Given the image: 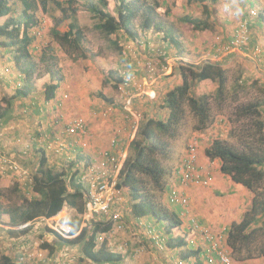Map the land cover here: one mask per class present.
<instances>
[{
	"label": "rangeland",
	"instance_id": "1",
	"mask_svg": "<svg viewBox=\"0 0 264 264\" xmlns=\"http://www.w3.org/2000/svg\"><path fill=\"white\" fill-rule=\"evenodd\" d=\"M58 1L64 3V6L67 7L66 1L68 0ZM94 1L96 2L97 0ZM107 1L108 10L112 14H115L116 1ZM132 1L133 0H126L125 2L131 4ZM159 1L163 3V7L160 8L158 12L159 28H151L144 31L143 26L141 25V18L138 15L135 18L132 27L133 32L137 35L135 39L128 35L124 30L117 34L119 45L121 47V50L119 51L111 44V41L116 38L115 36L108 38L96 29L95 25L98 20L86 8V0H75L73 9L77 12L74 13L75 15L68 13V19L76 20L79 27L84 30L86 37L85 48L88 51L87 59H82L80 55L73 57V55L63 50L53 40L51 30L62 20L61 12L54 10L56 12L54 14L55 18H52L50 14L42 12L38 6L35 8V11H37L36 15L39 24L31 31L32 36L34 37V42L31 48L32 57L16 63L13 56L4 53V48L0 47V75L5 73L6 76L10 78V89L11 92H13L16 87L21 89L24 86L26 73L29 68L31 69L32 76L29 78L30 80L26 82V85L30 87L32 92L28 97L19 98L15 101L16 103L20 101L29 102L33 95L36 102H33L34 104L30 102L29 109H19L15 118L21 119L22 124L27 122V124L32 125L34 121L42 119L41 115H43L45 111H40L41 107H46L44 109H50L49 113L45 114V119L43 120L44 128L42 127L43 130L39 132V135L41 136L39 137L38 135L37 137L38 140L44 139V142H48V145L54 143V140L57 141V138H59V140L64 138L68 122L73 121L76 118H81L83 121H86L87 119V126L94 127L98 122L96 121L97 123H94L92 121L98 119V121L101 122L102 117L106 118L108 113L112 114L114 108H120V104L124 107L130 100L132 112H134L135 115H139L141 118L138 128L139 131L141 125L148 119L165 117L166 111L161 110V104L163 103L166 91L177 86L178 83H182L180 75L178 73L177 75H174L170 70V72L168 71L167 73L160 72L158 69L149 72V63L156 58L155 51L161 49L165 52L168 59H173L171 64L174 65V67L177 66V68L181 65L200 66L206 62L217 61V59L220 61L227 58L223 53V46H226L233 39L239 25L247 21L249 25L251 24V44H248V50L244 51L247 56H244L242 53L230 56L233 57V59L224 64V67L228 69V92L225 100L221 103L217 101L212 102L213 124L208 129L200 132L195 129L196 121L193 116L187 113L185 120L179 127L178 136L176 139L169 141L170 156L166 162L171 170L170 176L166 179L169 188H180L178 185L179 176L177 169L189 147L194 144L198 149L199 161L197 165L201 174L213 178L212 182L207 186L197 187L188 185L183 187L181 191L190 199L191 196L189 192L191 190L195 188L210 190L212 189L211 186H214L215 183L221 181L224 182L225 177L220 172V161L209 160L204 152L214 140H222L238 151L244 149L263 151L264 146L261 143L264 139V130L257 123L260 121L264 123V28L261 30L257 27L252 28V25H256L259 16L264 15V0H254V2H256L255 10L258 12V16L255 18L246 16L248 14L243 15L241 10L243 9L247 11L249 8L243 3V0L238 2L235 0H206L205 3H207L210 10L213 12L211 13L213 15L210 19L212 28L207 31H194L190 25L181 20V18L186 15H190L194 18H205L201 3L194 1L192 4H189L187 0ZM20 7L21 6L16 7L17 11L20 10ZM166 10H168L167 13L165 12ZM4 20L5 19H0V23ZM69 20L60 26L61 31L66 30V25ZM167 34L175 39L176 44L173 45L171 43L169 36H166ZM9 63H11V66L5 67V64ZM167 67H169V64ZM54 71H57L63 79L58 94L61 98L57 100L58 102L54 101L46 104L44 101L43 89L45 84L50 81V77H53L54 74L52 73ZM109 71L113 72L111 77H114V79L118 76L122 79H125L126 77L127 80H130L129 82L131 84L121 86L119 89L110 85H105L104 80ZM169 76H171L170 79H167ZM19 84H21L20 87L18 86ZM216 87V84L212 81L196 83L192 89V94L194 96L210 94L213 97ZM149 90H152L150 96L148 95ZM99 93H102V95L109 99H113L114 103H107L101 98ZM138 93H140L141 96H137ZM64 96H67L68 98L65 99ZM152 100H156L157 102L155 101L154 106L150 107V102ZM250 104H257L260 106L262 109V116L260 119H257L256 117H245L240 119L238 117L237 109ZM36 108H39L38 113H35V110H37ZM115 115L117 116V113H115ZM115 115L113 114V116L111 115V117H109L115 119L117 118ZM128 121L129 123L125 124L129 129L128 133H131L133 130V122L130 115ZM37 125L33 130L37 129ZM93 130L94 129H92V131ZM260 131L262 132L260 133ZM109 132H114L113 128H111ZM112 134L114 135V133ZM86 137H90V130L89 135ZM69 138L73 142L78 140L74 137ZM126 147L127 144L125 145V148ZM55 149V147H52L51 151L47 148V152L49 153L48 156L52 154ZM104 149L108 150L109 147ZM36 153L39 154V152ZM82 155L88 157L92 155V152L86 150ZM92 157H95V155ZM12 158L14 159V157ZM89 159L91 158L89 157ZM14 160L18 161V159ZM64 161L65 160H55L54 166L56 167V170H61V166L66 168V163ZM37 162V158L32 162H29L30 164L18 161V163L26 168L30 174L35 172L38 166ZM3 180V195L0 197V206L5 209H20V205L25 198L31 199L36 195L31 188H26V185L22 183L17 184L16 178L11 177L10 175L3 176ZM14 186L20 187L17 188L18 190L10 191V189H14ZM215 189L220 190L221 188ZM214 191L211 190L214 195L213 198L217 199L218 203H221V205L218 204V206L223 205V207L227 209L229 204L239 203L240 208H236V213L233 218L236 219L241 217V215H244V213L249 210L253 195L242 186H237V188H225L220 194ZM167 194V191L161 194L158 193L163 205L172 209L174 206L169 205ZM128 197V207L125 212L127 223L129 222V219L134 218L129 211L132 202L129 195ZM65 208L64 211L68 212L71 220L74 217H79L78 213L74 210H69L68 206ZM172 210L176 211L175 208ZM59 215L61 218L62 214ZM191 215V217L201 222L193 213H191ZM230 216L232 217L233 215ZM56 218L60 219L58 216H56L55 219ZM37 220L34 221V223H31L33 227L29 234L18 237L11 236L8 226L0 225V252L8 253L11 257L16 258L17 264H51L52 261L50 262V257H52V255L50 254L49 249L43 247V244H60L63 245V247L66 245L59 242L57 237L49 232L48 229L50 228L46 222L41 219ZM3 221L7 222L8 218L4 217ZM16 221L20 223L19 220ZM142 223H144V221H142ZM16 225L19 226L13 228L14 230H20L19 228L26 224ZM201 225L206 226L204 224ZM187 226L188 225L182 227L181 234H185L188 230V234L192 235V229L186 228ZM206 227H208V225ZM130 228L133 227L129 226L125 230ZM221 232L215 233L219 235ZM111 233H113L112 230L107 233L106 236L109 237V234ZM223 233L224 232H222V234ZM144 236H146L145 233ZM139 237L140 236H132L126 239V242L129 241V245L134 239L140 243L141 249L137 256H140L144 252H148L146 250L148 249L147 246L144 247L145 243H143V241L141 242ZM130 238L132 239L130 240ZM104 239L105 235L102 236V239L99 242H102ZM146 239L150 241V238L147 236ZM104 243L108 248H111V242L108 238ZM196 245L199 246L200 243L198 242ZM100 246L101 244L98 245V247ZM79 247L80 254H78L82 255L81 245H79ZM227 247L228 246L226 245L224 249L226 250ZM202 249H208V245L205 244L202 246ZM117 250L120 251L119 247ZM156 250L158 253L155 256L152 255L150 258L151 260L147 263L143 262V257L135 259L133 255H130L133 257V260L135 259V264H161L163 262L160 260V257L163 256V253L168 251L166 248L164 250L157 247ZM228 253L232 258L233 264L254 263L236 262L233 259L230 248H228ZM170 256H172L171 262L168 261L166 264H172V262L173 264H178V262L181 261L179 251L177 257L173 254H170ZM21 257L24 259L20 262ZM82 257L83 256H79V264H93L90 261L86 262L83 260L84 257ZM57 258L59 264L61 260L59 257ZM43 260H45V262H43ZM257 260L264 262V257ZM191 261L194 260L192 259ZM191 261L189 264H194ZM215 262L216 264H220L217 260ZM186 263L188 262H183L182 264Z\"/></svg>",
	"mask_w": 264,
	"mask_h": 264
},
{
	"label": "trees",
	"instance_id": "2",
	"mask_svg": "<svg viewBox=\"0 0 264 264\" xmlns=\"http://www.w3.org/2000/svg\"><path fill=\"white\" fill-rule=\"evenodd\" d=\"M115 1V14L108 10L107 0H97L96 2L86 0V8L97 18L98 22L95 25L97 30L108 38L116 37L111 41V44L117 50H121L117 37V34L121 31L124 30L132 38H136L137 35L133 32L132 27L138 15L141 18L144 31L159 28L158 12L163 7L161 1L133 0L131 4L125 2L126 0ZM194 1L202 4L205 18H194L186 15L181 20L190 25L194 31L210 30L212 28L210 19L213 12L205 3L206 0H187L189 4ZM243 2L249 8L247 11L242 9L241 12L243 15L248 14L246 16H250V10L256 9V2L254 0H243ZM74 3L75 0H68L66 1L67 7H65V4L58 0H0V19H5L0 23V47L4 48V53L12 55L19 62L32 57L31 48L34 37L31 31L39 24L37 11H35V8L39 6L42 12L50 14L52 18H55L54 14L56 12L54 10H58L62 14V20L51 30L53 40L73 57L80 55L82 59H87L88 51L85 48L84 30L79 27L76 20L68 19L69 14L77 12L73 9ZM19 6H21L20 10L17 11L16 7ZM165 12L167 13L168 10ZM68 20L66 30L61 31L60 26ZM263 23L264 15H260L257 24L252 25V28L257 27L261 30L264 28ZM250 26L251 24L249 28ZM166 36H169L173 45L176 44L172 36L169 34ZM177 71L182 83L173 87L164 96L161 110L166 111L165 117L148 119L141 125L136 137L130 143L128 157L119 173V188H123L124 193H129L132 202L129 211L134 218L139 220L151 217L160 225L161 229H153L160 235V239L167 247L166 249L178 250L180 252L179 257L183 261L193 259L196 261L194 264H208L205 261V252L201 248L195 249L189 245L192 236L188 232L181 234L183 222L180 217L183 216V210L174 211L169 207H165L160 201L158 193L161 194L165 191L169 193L170 191L166 182L167 177L171 174V170L166 164L170 156L169 141L176 139L178 136L179 127L185 120L187 113L193 116L196 121L195 129L200 132L208 129L213 124L212 102L221 103L226 98L229 82L228 69L217 62H206L200 66L181 65L177 68ZM52 74H54L53 77H50V81L45 84L43 89L46 104L47 102L57 101L63 80L57 71ZM111 75H113L111 71L106 74L104 84L119 89L125 83L124 79L119 76L114 79ZM31 76L32 71L29 68L25 76L24 86L13 97H3L0 100V120L5 117L13 100L26 98L31 94L32 90L26 85ZM203 81H212L216 84L217 87L213 97L210 94L200 96L192 94L195 84ZM99 95L107 103H114L113 99L105 97L102 93H99ZM237 114L240 119L245 117L260 119L262 109L257 104H250L238 108ZM257 124L264 130L262 121ZM44 143H46L45 148L35 146L40 155L38 167L31 176V183L25 186L32 189L36 194L35 197L25 198L20 205V209H5L0 206V225L8 226L13 237L27 235L33 227L30 224V226L21 228L23 225L19 228L20 230H14L13 228L19 226L16 224L34 223L35 220L40 218L52 219L60 214L66 205L74 208L78 215H82L85 211L81 193L82 187L77 182L78 173L70 176L67 172L68 169L62 167L61 170H56L55 166L49 165L48 142ZM69 144L68 146L72 147V150H70L72 153L75 149V142L72 141V146L71 143ZM261 144L264 146V139ZM28 147L32 148V145ZM204 152L209 160L220 161V172L223 175L229 177L233 183L242 186L253 195L249 210L244 213L241 221L232 223L226 232V243L231 249L233 259L236 262H245L263 258L264 148L263 151L252 149L238 151L222 140H214ZM82 156V153L78 150L74 161L69 162L67 165L68 168H73L81 161L86 162ZM87 159L89 160V158ZM68 181L74 186L73 192H70ZM3 182V176L0 173V197L3 195ZM19 187H14L12 191L18 190ZM4 217L8 218L7 222L3 221ZM16 220H19L20 223ZM72 226L73 233L77 234L80 230V221H75ZM112 227V223L96 222L93 223L91 228H84L76 237L71 239H64L57 236L51 229L48 230L57 237L59 242L64 243L66 246L81 245L84 260H88L93 264H115L123 260L122 255L107 249L105 243L99 248L97 247L99 235L111 232ZM43 247L50 249V254L53 255V247L50 244L44 243ZM0 264H17V260L8 253L0 252Z\"/></svg>",
	"mask_w": 264,
	"mask_h": 264
},
{
	"label": "built area",
	"instance_id": "3",
	"mask_svg": "<svg viewBox=\"0 0 264 264\" xmlns=\"http://www.w3.org/2000/svg\"><path fill=\"white\" fill-rule=\"evenodd\" d=\"M240 1V0H237ZM258 12L250 10L251 18L257 17ZM251 39V32L249 28V23L247 21L241 23L234 35L233 39L226 45L223 46V53L225 55H232L241 53L248 46ZM156 58L149 63V72H153L156 69L160 72L167 73L169 71V59L165 52L161 49L155 51ZM125 83L122 86L130 85V80H127L125 77ZM19 87L21 84L18 85ZM152 91V90H149ZM148 95L150 96V92ZM145 93V92H144ZM137 96H141L138 93ZM67 99V96H64ZM154 98V97H153ZM54 102V101H53ZM128 106V113L132 117V128L133 131L136 130L135 134L138 132L139 123L141 118L139 115H135L132 112L131 100L126 104ZM131 113V114H130ZM89 135L88 126L86 121H83L81 118H76L73 121L68 122L65 129L64 138H57V141L50 143L48 149L52 151V147H55V154L62 155L65 153L66 159V170L72 174L78 173L77 177L79 182L82 184V197L84 201L85 211L82 214V219L87 221L88 224L105 221L111 222L113 226L123 223L125 217L127 195L124 193L123 188H119L120 184V171L123 168L124 162L126 161L128 154L115 155L114 152L110 150L103 151L99 156H96L91 159H86V162H79L73 168H68L69 162L74 161L76 158V153L78 150H82L81 138H85ZM74 137L78 139L75 141V149L72 150V147L66 139L68 137ZM118 136H115L113 139V146L116 145ZM72 146V143H71ZM28 148V147H27ZM83 151V150H82ZM81 153L83 154V152ZM198 149L197 146L191 145L186 152V155L181 161V164L178 168V185L180 188L171 187L168 193V201L171 205L179 206L183 210V214L187 215L190 208V199L184 194L181 189L188 185L202 187L209 185L213 178L211 176H204L201 174V171L198 167ZM62 168V166H61ZM0 173L2 176L10 175L11 177L16 178L17 182L24 185L31 183L32 174L22 167L18 161H15L11 156L5 154V151L0 150ZM125 198H127L125 200ZM44 222L47 220L52 222L48 224L49 228L58 236L64 239H71L76 237L77 234L73 233L72 225L63 222H55L56 219H45L42 218ZM46 223H49V222ZM54 222V223H53ZM190 227L193 232L196 234L195 238L191 240V245L198 249L199 241H202L208 245V249L205 250V258L209 264H213L216 260L220 264H233L232 258L228 253V248L225 250L226 241L224 233L219 235L215 233L212 229L202 226L196 219L190 220ZM31 223L26 224L24 227L30 226ZM23 227V228H24ZM150 237L160 242V235L156 234L154 231H149ZM103 235H100L99 241H101ZM198 236V238H197ZM161 249H165V245L159 243ZM73 246H65V249L62 252V257L60 258L59 264H79V257L73 252ZM72 251V252H70ZM24 258H20V262Z\"/></svg>",
	"mask_w": 264,
	"mask_h": 264
},
{
	"label": "crops",
	"instance_id": "4",
	"mask_svg": "<svg viewBox=\"0 0 264 264\" xmlns=\"http://www.w3.org/2000/svg\"><path fill=\"white\" fill-rule=\"evenodd\" d=\"M243 3L245 4V2H243ZM263 25H264V23H263ZM258 29H260V28H258ZM247 50H248V47H246L245 50L241 51V53L244 54V56H247V54L244 53V51H247ZM241 53H238V54H241ZM238 54L226 55L227 58H224L220 61H219V59H217V61H213V62H217V63L224 66V64L230 62V60L233 59V57H230V56L238 55ZM17 62L18 61H16V63ZM171 62H173V59L169 58V68H170L169 70L174 75H177V73H178L177 72V66L174 67V65H172ZM10 66H11V63L5 64V67H10ZM170 77L171 76H169V78H167V79H170ZM9 80H10V78L8 76H6L5 73H2V75H0V100L3 97L11 98L14 96V94L18 90H20V88L16 87L15 90L14 91L12 90L13 92H11V89H10V87H11L10 82L11 81H9ZM179 84L180 83H178V85ZM167 89H169V88H167ZM171 89H169V90H171ZM169 90H167L166 93ZM149 92L151 93V91H149ZM8 94H10V95H8ZM60 98L61 97H59V95H58L57 100H59ZM17 99H19V98H17ZM35 100L36 99L33 95L31 96V99L29 102L28 101H20V102L16 103V101L13 100L11 102L10 108L7 110L5 117L2 120H0V150L5 151V154H7L9 156L11 155V157H14V159H16V160L18 159V161L23 162L25 164H30L29 162H32L34 159L39 158V154L36 153L37 147H35V146H40V147L43 146V148H45V146H46V143H40L37 137L39 135V132H41V130H43L42 129L43 120L45 119L44 118L45 114L49 113L50 109H44L46 107H41L40 111H42V112L45 111L43 113V115H41L42 119H39L38 121H34L32 123V125L27 124V122L22 124L21 119L17 118L18 119L17 120L15 118L19 109H29V106H30L29 104L36 102ZM155 101L156 100H152L150 102V105H151L150 107L154 106ZM51 102H53V101H51ZM120 106H121L120 108H116V109L114 108L112 114L108 113L109 115L107 114L106 118L102 117V119H101L102 123L100 121H98V119L92 121L94 123L98 122V124H96L94 127H88V129L90 130V137L81 138L82 142H81L80 147H82L83 151L79 150V152L82 151L83 153L86 150H89L90 152H92V155L88 156V157L82 156V158H86V159L89 157L94 158V157H92L93 155H95V157L99 156L103 151L106 150V149H104L106 147L107 148L109 147L108 150L114 152L115 155H121V154H125V153L129 154V146H130L131 141L136 137V134H135L136 130H134V131L132 130L131 133H128L129 129L127 128L125 123H129V121H128L129 120V113L127 111L129 109H128L127 105L122 107V105L120 104ZM36 109L37 110H35V113H38L39 108H36ZM46 110H48V111H46ZM115 113H117V116L115 115ZM113 114L117 118H115V119L113 117L110 118L111 115L113 116ZM86 121L88 122L87 119H86ZM19 123H21V124H19ZM35 123H36V125L38 124L37 129L33 130V128L36 127ZM40 123H42V124H40ZM111 128H113L114 132H109L111 130ZM92 129H94V130L92 131ZM112 133H114V135ZM114 136H118V138H117L118 140H117V143L115 146H113ZM66 141L68 143H72V140L69 137L66 139ZM126 144H127V147L125 148ZM29 145H32V148H29L28 147ZM48 157H49L48 163H49V165H51L53 167L55 164V160H65L66 159L65 153H63L62 155H57V154H55V151L52 154H50ZM37 164H38V162H37ZM224 177H225L224 182H222V181L217 182V183H215L214 186L210 185L212 188L210 190H204L203 188H195L189 192V194L191 196V198H190L191 204H190V208H189V213L187 215L183 214V216L180 217L181 221L183 222V225H182L183 227L185 225L191 224L190 220L193 219V217H191L192 216L191 213H193L198 219H200V221H201L200 223H202L206 226L208 225V227L213 229L215 232H221V230L223 229L222 232H225L224 237H225V241H226V237H227L226 232H227L229 226L234 222H240L241 219L243 218V215H241V217H238L236 219L233 218L235 213H236V208H240L239 203H235V204L231 203L227 206V209H226L223 207V205L218 206V204L221 205V203H218L217 199L213 198L214 195L211 192V190L212 191L215 190L214 192H217L218 194H220L221 191L224 190L225 188L226 189L228 187L237 188V186H240V185L233 183L229 177H227L225 175H224ZM228 180H229V182H228ZM77 182L82 187V184L79 182V180H77ZM16 183H18V182L16 181ZM73 187L74 186L70 183L69 184L70 192L74 191ZM215 188H218V189L221 188V189L217 190ZM10 191H12V189H10ZM126 199L127 198H125V200ZM68 207H69V210H74L75 212H77L74 208H72L70 206H68ZM174 208L176 211L178 209H180L179 207H174ZM174 208H172V209H174ZM227 210H228V212H227ZM61 214H62V217L60 218V215H58V218H60V219L56 218L55 222H63V223H67L69 225H72L73 222H75V221L79 222L80 221L79 232H81L84 228H87V226H90L92 224V222L88 224L87 221H84L82 219V215H79V217H76V218L74 217L71 220L68 212L63 210ZM230 215H233V216L231 217ZM125 217H124L122 224L115 225L112 227L113 233L109 234V237H107L105 235V239L102 242H99V237H100L99 236L97 244L103 245L104 242H106V239L107 238L109 239V241L111 242L110 243L111 248H108L106 246L107 249H109L110 251H112L116 254H120L123 257V260L120 263H115V264H135L136 263L135 259H138L140 257H143L144 263L149 262L151 260L150 259L151 256L152 255L155 256L158 253L156 250V247L157 248H161V247L156 240H154L152 237H150L148 229L154 228L156 230L157 229L159 230V229H161L160 225L156 222V220L152 219L151 217H147V218L143 219L144 223L139 222L138 219H136V218L129 219V222L127 223V221H126L127 217L126 218ZM77 218H79V219H77ZM40 219L43 221L42 218H40ZM40 219H38V220H40ZM47 224H50V223H47ZM129 226L133 227V228L125 230ZM144 233L147 237L150 238V241L152 243L148 239H146V236H144ZM132 236L133 237L140 236L139 239L141 242L143 241V243H145L144 247L147 246L148 249H146V250L148 252L143 253V251H142V253H143V254H141L142 256L141 255L137 256V254L140 252V249H141L140 243L135 239H134V241L130 242V245H129V241L126 242V239L129 237H132ZM114 238H115V240H114ZM131 239L132 238H130V240ZM199 243H200V245L198 246V248H200V246H201V249H202V246H204L206 244L202 241H199ZM98 245H97V247H98ZM53 246H55V247H53ZM51 247H53V250H52L53 255H52V257H50V262L52 261L51 264H58V258L57 257H59V258L62 257V252L65 249V247H63V245H60V244L59 245H57V244L51 245ZM118 247H119L120 251L117 250ZM72 250L77 256L80 254L79 245L73 246ZM81 250H82V248H81ZM202 250L205 252L206 249H202ZM167 251L168 252L163 253V256L160 257V260L164 264H166L168 261L171 262L172 256H170V254H173L176 257L178 256V250L167 249ZM70 252H72V251H70ZM130 254L133 255V257L135 258L134 260L132 259L133 257ZM79 256H83V254L79 255ZM179 256H180V252H179ZM85 261L87 262L88 260H85ZM182 261L183 260L179 261L178 264H181L183 262H187V261H183V262ZM43 262H45V260H43ZM191 262L195 263L196 261L194 260ZM245 262H254L252 264H264V262H262L260 260H250V261H245ZM163 263H161V264H163ZM172 264H173V262H172ZM214 264H216V262Z\"/></svg>",
	"mask_w": 264,
	"mask_h": 264
},
{
	"label": "clouds",
	"instance_id": "5",
	"mask_svg": "<svg viewBox=\"0 0 264 264\" xmlns=\"http://www.w3.org/2000/svg\"><path fill=\"white\" fill-rule=\"evenodd\" d=\"M56 102H58V101H56ZM47 103H52V102H47ZM137 133H138V132H137ZM136 135H137V134H136ZM42 136H43V135H42ZM39 142H40V143H44V139H40ZM65 166H66V165H65ZM63 168H65V167H63ZM67 172H68V174H69L70 176L72 175V173H70L69 171H67ZM177 173H178V169H177ZM68 184H70V181H68ZM129 196H130V195H129ZM127 197H128V195H127ZM128 200H129V197H128ZM128 200H127V201H128ZM167 201H168V194H167ZM168 203H169V201H168ZM169 205H171V204L169 203ZM66 206H67V205H66ZM66 206H65V207H66ZM171 206L176 207L175 205H171ZM127 207H128V206H127V202H126V210H127ZM178 207H179V206H178ZM64 209H65V208H64ZM180 209H181V208H180ZM126 210H125V212H126ZM125 212H124V214H125ZM61 213H62V212H61ZM61 213H60V214H61ZM58 215H59V214H58ZM58 215H57V216H58ZM54 218H55V217H54ZM143 219H144V218H143ZM143 219H139L138 221H139V222H142ZM99 222H101V223H111V222H105V221H99ZM198 222H199V221H198ZM95 223H96V222H95ZM199 224H202V223L199 222ZM202 226H203V225H202ZM72 227H73V226H72ZM91 227H92V226H91ZM91 227H90V228H91ZM182 227H183V226H182ZM186 228L191 229V227H190L189 225H188ZM150 230L155 232V230H154L153 228H149V229H148V232H149ZM187 232H188V230H187ZM155 233H156V232H155ZM188 233H189V232H188ZM106 234H107V233H106ZM106 234H103V235H106ZM156 234H157V233H156ZM158 235H159V234H158ZM57 236H58V235H57ZM99 236H100V235H99ZM191 236H192V239H194L195 236H196V234L193 232V230H192V235H191ZM224 236H225V232H224ZM59 237H60V236H59ZM192 239H191V240H192ZM159 243H162V240H160ZM159 243H158V244H159ZM190 243H191V242H190ZM163 244H164V243H163ZM226 244H227V243H226ZM164 245H165V244H164ZM189 245H191V244H189ZM191 246H192V245H191ZM227 246H228V245H227ZM165 247H166V246H165ZM192 247H193V246H192ZM166 248H167V247H166ZM200 248H201V247H200ZM182 262H183V261H182ZM187 262H188V263H186V264H189V263H190V261H187ZM206 262H207V260H206ZM207 263H208V262H207ZM181 264H182V263H181ZM208 264H209V263H208Z\"/></svg>",
	"mask_w": 264,
	"mask_h": 264
}]
</instances>
